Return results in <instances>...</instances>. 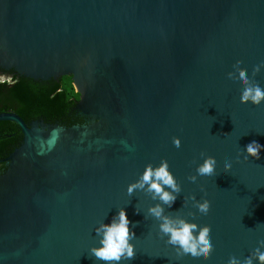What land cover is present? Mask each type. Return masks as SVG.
<instances>
[{
    "label": "water",
    "instance_id": "95a60500",
    "mask_svg": "<svg viewBox=\"0 0 264 264\" xmlns=\"http://www.w3.org/2000/svg\"><path fill=\"white\" fill-rule=\"evenodd\" d=\"M260 61L264 0H0V66L33 79L71 75L88 117L66 127L0 112L22 132L0 174V264H103L89 252L93 228L119 207L135 233L125 264L251 254L264 240V150L236 156L264 144V102L241 103L227 75L240 63L251 77ZM252 78L264 88V68ZM201 153L216 171L193 183ZM162 159L181 185L165 213L210 230L206 260L178 256L147 213L156 202L126 192ZM190 194L209 203L207 216L187 215Z\"/></svg>",
    "mask_w": 264,
    "mask_h": 264
},
{
    "label": "clouds",
    "instance_id": "9594fccd",
    "mask_svg": "<svg viewBox=\"0 0 264 264\" xmlns=\"http://www.w3.org/2000/svg\"><path fill=\"white\" fill-rule=\"evenodd\" d=\"M264 68V61H260L252 68V76L241 70L240 63H236L227 80L233 84L241 86L239 101L241 103H251L259 105L264 102V88L260 86L252 77ZM9 82H12L11 80ZM173 144L180 146L178 137H173ZM264 144L252 140L244 145L243 149H238L236 159L241 155L244 160L249 157L259 159ZM202 161L196 163L194 173L187 179L193 183L198 180H211L215 174L217 162L214 157L206 156L203 153ZM225 171L232 167V161L226 160L223 164ZM147 194L152 201L147 213L158 223V234L166 237L167 243L173 247L178 256L187 257L193 262L203 261L209 257L213 249L210 239V230L206 226L198 225L195 220H187L181 215H169L165 213V206L171 207L178 193L181 192V185L170 171L166 160H161L158 165L146 164L141 174L135 181H131L126 186V192L131 196L134 192ZM185 199V198H184ZM187 200L192 201L195 211H189L188 216H207L210 205L206 200H197L194 194H190ZM179 211V210H177ZM130 221L126 215L124 207L117 208V212L109 222L101 219L94 226L95 243L89 248V252L97 261L103 264H125L134 257L135 238L134 231L129 228ZM135 227V225H133ZM258 247L252 253L245 256L243 260L236 256H230L227 264H264V240L257 241Z\"/></svg>",
    "mask_w": 264,
    "mask_h": 264
},
{
    "label": "trees",
    "instance_id": "16d2710c",
    "mask_svg": "<svg viewBox=\"0 0 264 264\" xmlns=\"http://www.w3.org/2000/svg\"><path fill=\"white\" fill-rule=\"evenodd\" d=\"M9 81L0 80V111H13L26 123L32 119L66 125L70 123L79 97L70 75H63L59 80H38L15 74L12 82ZM20 136V128L15 122L0 120V157L18 146Z\"/></svg>",
    "mask_w": 264,
    "mask_h": 264
},
{
    "label": "flooded vegetation",
    "instance_id": "af4514ba",
    "mask_svg": "<svg viewBox=\"0 0 264 264\" xmlns=\"http://www.w3.org/2000/svg\"><path fill=\"white\" fill-rule=\"evenodd\" d=\"M15 74H18L16 73V71L12 68H9V69H5V68H2L0 66V80L3 81V80H11L12 79V76H14ZM63 76V75H62ZM71 76V75H70ZM61 76H59L57 79L53 78L54 80H59ZM50 79V78H49ZM38 80H41V79H38ZM48 80V79H47ZM72 80V79H71ZM72 85H73V82H72ZM74 87V85H73ZM74 90H75V87H74ZM76 91V90H75ZM77 92V91H76ZM78 93V92H77ZM79 94V93H78ZM79 99V97H78ZM77 99V100H78ZM77 102V101H76ZM74 112L72 113V117L70 118V123L68 125L66 124H60V125H63V126H66V127H69V126H72V125H83V124H87L88 123V117L85 116V115H82L79 113L78 109L76 108V103H75V106H74ZM3 111H10V110H1L0 112H3ZM13 112V111H12ZM75 117H78L75 118ZM34 120H42V119H32V120H29L27 122V124H29L31 121H34ZM44 121V120H42ZM45 122V121H44ZM45 123H49V122H45ZM53 123H57V122H53ZM51 124V123H50ZM20 140H19V144L21 143V139H22V132L20 130ZM9 136V135H8ZM18 144V145H19ZM8 155V154H7ZM3 156V157H0V172L3 173L6 168L8 167V162L7 160H5L6 156ZM0 173V174H1Z\"/></svg>",
    "mask_w": 264,
    "mask_h": 264
}]
</instances>
